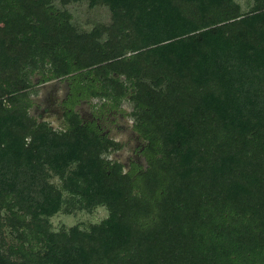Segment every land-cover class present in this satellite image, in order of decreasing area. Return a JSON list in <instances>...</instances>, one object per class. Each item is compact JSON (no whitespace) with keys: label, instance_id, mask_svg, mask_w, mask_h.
I'll return each mask as SVG.
<instances>
[{"label":"trees","instance_id":"16d2710c","mask_svg":"<svg viewBox=\"0 0 264 264\" xmlns=\"http://www.w3.org/2000/svg\"><path fill=\"white\" fill-rule=\"evenodd\" d=\"M249 1L0 0V264H264V0ZM79 3L109 23L83 30ZM57 81L54 127L32 110ZM117 114L139 143L128 165Z\"/></svg>","mask_w":264,"mask_h":264},{"label":"rangeland","instance_id":"374dc122","mask_svg":"<svg viewBox=\"0 0 264 264\" xmlns=\"http://www.w3.org/2000/svg\"><path fill=\"white\" fill-rule=\"evenodd\" d=\"M244 10L249 8V0H237ZM74 16V22L83 30L91 29L97 23L107 24L110 21V12L105 7L90 8L87 3L74 4L68 7ZM67 91V85L60 82H51L41 87L39 94L34 97L37 107L32 112L41 120L49 121L54 127L59 124V116L62 112L60 102ZM128 111L131 107L124 104ZM84 116L91 115V107L83 103L80 107ZM105 123L106 131H109L112 138L124 143V148L111 155L128 165L131 160L137 159V147L139 145L135 133L132 130V120L129 117L116 115ZM107 210L103 207L93 212L80 211L72 215L58 213L51 221L54 229L69 228L76 224L88 227L90 224L99 223L107 217Z\"/></svg>","mask_w":264,"mask_h":264}]
</instances>
